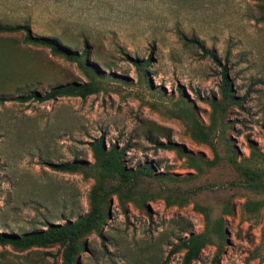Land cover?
Segmentation results:
<instances>
[{
	"label": "rangeland",
	"instance_id": "rangeland-1",
	"mask_svg": "<svg viewBox=\"0 0 264 264\" xmlns=\"http://www.w3.org/2000/svg\"><path fill=\"white\" fill-rule=\"evenodd\" d=\"M0 24L29 25L73 52L88 45L85 59L100 72V91L87 97L0 102V233L86 214L94 178L50 164H94L91 143L103 136L107 145L127 147L130 167L151 164L161 176L141 177L136 198L124 204L117 194L108 198L100 230L83 238L80 264H182L185 252L170 251L204 229L196 204L223 218L225 240L218 259L211 244L192 264H264V207L245 208L263 195L240 185L227 160L230 147L248 162L252 145L264 153V0H0ZM185 37L199 38L221 64ZM24 38V31L0 30V95L91 80L76 61ZM130 58H151L148 82ZM222 65L243 99L217 113L212 138L224 159L198 171L187 155L211 160L214 151L192 136L188 109L210 126L213 100L223 102ZM0 264L65 263L60 245L0 244Z\"/></svg>",
	"mask_w": 264,
	"mask_h": 264
},
{
	"label": "trees",
	"instance_id": "trees-1",
	"mask_svg": "<svg viewBox=\"0 0 264 264\" xmlns=\"http://www.w3.org/2000/svg\"><path fill=\"white\" fill-rule=\"evenodd\" d=\"M0 30L6 32L24 31V42L26 44L50 48L54 53L63 55L68 60L76 61L91 77L89 82L59 85L46 93L32 90L28 94H1L0 102H26L29 100L47 101L60 96L87 97L88 95L100 91V86L95 81V78L100 76V72L94 65L85 59L90 53L88 45H86L84 50L80 53L73 52L64 47L56 38L34 34L29 25L6 26L0 24ZM185 40L197 45L205 56H210L218 64H221L216 53L209 50L199 38L185 37ZM130 59L135 63L138 69L142 70V77L148 82L150 76L146 67L150 64L151 58L142 61L133 58ZM222 82L221 90L223 102L213 100V115L210 126L205 128L196 119L192 110L188 109L191 115L190 129L192 136L200 142L209 144L214 151V157L211 160H205L194 155H187L190 166L198 171H201L204 167L218 165L224 159L218 150L217 142L212 138V133L217 124V113L225 110L226 103L232 102L240 104L243 99V97L241 98L235 93L232 86L233 80L229 75V69L226 65H222ZM155 143L158 148L176 149L178 152L181 151V148L171 141H156ZM91 150L94 158V164L92 165L87 164L83 160H75L70 163L50 164L52 168L58 171L69 173L81 172L85 177L94 178L95 182L89 196V211L75 220L68 219L64 223H49L46 228L33 229L23 234L0 233V244H11L20 249L60 245L63 248L65 264H80L78 255L86 249L83 238L92 231L100 230V224L105 220L106 215L104 206L108 202V198L113 194H117L121 203L124 204L127 199H132V197L133 199L136 198L134 197V192L141 177L154 178L161 176L155 173L154 167L151 164L140 165L136 168L130 167L125 160L127 147H120L117 143L107 145L103 136L95 139L91 143ZM227 155V160L242 176V179L238 183L254 193L263 195L261 200H248L245 203L247 211H259L264 207V166L259 164L262 160L264 161V153H261L252 145L251 158L254 159L252 162L238 160L232 147H230V151ZM195 208L205 215L206 224L204 229L198 233L191 232L187 238L180 240L170 251V255L178 251L185 252L182 264H192L194 260L199 258L203 249L211 244L217 246L218 254L215 260L218 259V255L225 240L223 218L219 217L213 220L210 209L207 206L196 204ZM225 209L227 212L230 211L229 206H226ZM166 262L167 260L164 261L163 264H166Z\"/></svg>",
	"mask_w": 264,
	"mask_h": 264
}]
</instances>
